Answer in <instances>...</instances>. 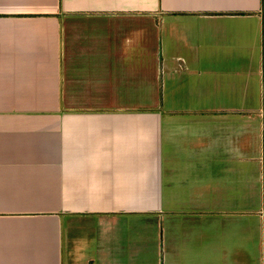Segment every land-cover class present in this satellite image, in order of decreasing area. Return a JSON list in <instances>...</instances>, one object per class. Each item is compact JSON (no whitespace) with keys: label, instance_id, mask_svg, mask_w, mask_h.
I'll list each match as a JSON object with an SVG mask.
<instances>
[{"label":"crops","instance_id":"obj_1","mask_svg":"<svg viewBox=\"0 0 264 264\" xmlns=\"http://www.w3.org/2000/svg\"><path fill=\"white\" fill-rule=\"evenodd\" d=\"M0 264H264V0H0Z\"/></svg>","mask_w":264,"mask_h":264}]
</instances>
